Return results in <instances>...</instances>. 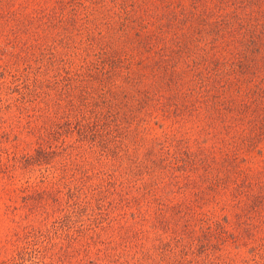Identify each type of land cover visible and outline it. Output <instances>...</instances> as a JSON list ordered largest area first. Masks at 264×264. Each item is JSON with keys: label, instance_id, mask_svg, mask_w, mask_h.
Here are the masks:
<instances>
[{"label": "rangeland", "instance_id": "374dc122", "mask_svg": "<svg viewBox=\"0 0 264 264\" xmlns=\"http://www.w3.org/2000/svg\"><path fill=\"white\" fill-rule=\"evenodd\" d=\"M193 1L0 0V264H264L247 0Z\"/></svg>", "mask_w": 264, "mask_h": 264}, {"label": "trees", "instance_id": "16d2710c", "mask_svg": "<svg viewBox=\"0 0 264 264\" xmlns=\"http://www.w3.org/2000/svg\"><path fill=\"white\" fill-rule=\"evenodd\" d=\"M203 3V2H202ZM199 0L193 1V7L190 11L189 16L198 17L202 14L209 15V12L211 11V8L208 6L206 10H203L202 7L203 4ZM241 8L237 9L234 13L233 11L230 12L232 14V17L227 18L226 13H223L224 16H221L222 20H226L227 23L230 22V19L235 20L236 24L233 22V27L237 28L236 26L240 24H244V26H241V29L239 30L237 28L236 31V37H235V43L240 45V54L243 55L242 58H240V61L245 64L247 61L253 64H256L254 69L258 68V74L256 77L258 80H261V88L264 89V0H247V2L244 4L242 2ZM253 3H255L253 5ZM253 5V7H251ZM251 7V8H249ZM249 8V9H248ZM181 17V16H180ZM182 17H187L186 14H183ZM161 20H165L164 24L161 23V31H165L166 28H168L169 24H173L174 22H177L178 19H175L172 17L170 19V16H168L167 13L161 18ZM241 22V23H239ZM164 26V28H163ZM243 30H246L248 34L242 35L241 33ZM246 60V61H245ZM245 62V63H244ZM242 64V65H243ZM245 67L248 68V65H245ZM254 72V71H252ZM257 103L260 106V110H263L262 116L257 117L259 118L258 122L261 129L260 136L261 138L264 137V98H259ZM253 119V118H251ZM256 123V121L251 122V124ZM260 130V129H259ZM260 132V131H259Z\"/></svg>", "mask_w": 264, "mask_h": 264}]
</instances>
